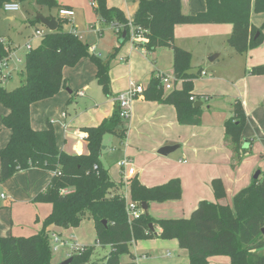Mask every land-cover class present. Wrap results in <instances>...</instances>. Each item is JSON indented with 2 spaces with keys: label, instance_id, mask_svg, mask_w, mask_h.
<instances>
[{
  "label": "trees",
  "instance_id": "16d2710c",
  "mask_svg": "<svg viewBox=\"0 0 264 264\" xmlns=\"http://www.w3.org/2000/svg\"><path fill=\"white\" fill-rule=\"evenodd\" d=\"M33 2L48 8L66 7L58 0H0V8L7 2ZM205 11L188 13L184 0H139L132 23L135 31L141 32L144 40L135 41L134 46L147 52L160 47L173 50L174 76L183 80V88L165 91L161 78L153 73L147 84L144 97L147 100L174 105L178 121L182 125H199L202 122V107L191 100L194 79L203 70L192 68V53L175 44V29L180 24L233 25L228 43L239 54H246L264 42L262 27L254 26L253 10L264 14V0H206ZM95 10L105 23L121 27L120 34L127 31L126 40L131 39L129 19L117 7H109L107 0H95ZM59 27L41 37V43L29 50L25 65L20 70L21 84L8 89L0 75V103L9 113L3 117V125L12 131L8 144L0 148L1 181L12 178L17 172L30 168H41L54 172L44 192L36 201L53 205L52 212L44 219L38 233L25 237L13 235L0 237V264H54L52 262L51 225L78 227L86 218L94 220L97 243L86 246L83 252H74L70 264H121L120 255L130 252L133 241L156 237L151 228L158 225L163 239H177L179 246L188 251L190 264H209V258L225 255L231 264H264V174L253 179L250 186L234 197V210L230 205L202 200L189 218L156 219L145 212L139 219L129 221L124 197V182H116L109 170L102 165L103 138L107 133L126 137V125L120 117V108L115 104L111 117L98 126H86L88 153L69 154L57 147L55 128L52 123L42 130L31 124V105L56 96L66 81L65 67H74L84 57L96 65V80L104 92L111 96L110 71L117 50L103 59L90 52L86 44L71 31L63 27L66 18L56 16ZM39 22L36 18L32 23ZM123 44V43H121ZM12 47L0 39V60L9 56ZM251 74H264V65L251 68ZM196 99L202 100L196 96ZM203 97V96H202ZM246 113L241 101L236 100L231 117L225 122V140L235 152L237 162L242 160V128ZM97 166V167H95ZM215 196H225L221 179L212 182ZM134 200L150 203L178 199L182 195L179 178L148 187L138 177L129 179ZM104 220L107 222L104 223ZM111 247L104 259L95 258L100 249ZM95 258V259H94ZM133 264V263H132Z\"/></svg>",
  "mask_w": 264,
  "mask_h": 264
},
{
  "label": "crops",
  "instance_id": "0c3cea01",
  "mask_svg": "<svg viewBox=\"0 0 264 264\" xmlns=\"http://www.w3.org/2000/svg\"><path fill=\"white\" fill-rule=\"evenodd\" d=\"M58 2L65 5L64 8L75 12L73 16L64 17L67 20L70 21V18L77 16V10L82 9L86 11L83 14L85 18L87 17L86 25H93L95 30L101 24L95 22L98 17L91 10L88 0H58ZM94 2L95 0L92 1L91 5L95 9ZM30 3L33 4V2ZM107 4L109 7L120 8L125 16L132 21L139 6V0H107ZM184 8L188 13L196 14L206 10L207 2L206 0H184ZM10 19H14V17H10ZM251 20L254 26L259 27L258 25L264 22V14L253 10ZM114 29L116 30L115 27ZM37 30L40 29L37 28ZM73 30L84 40V36L81 33V35L79 34L80 31L76 25H73L71 32ZM120 30H116L119 34V43ZM100 31L103 33L104 30L101 29ZM232 31L233 25L229 23L180 24L175 29V44L189 51V48L194 47V49H197L199 43L196 44L195 42L205 37L206 34L214 33L212 36H220L222 39L224 36H230ZM0 39L3 38L0 37ZM7 43L12 47L11 54L14 55L18 51V47H15L12 41ZM163 48L170 49L172 58L174 57L173 50L169 47H160L155 51L147 52L132 43L129 54L119 56L118 60L120 62L112 66L110 77L113 95L108 96L105 102L104 100L100 101L101 104L97 101L100 99V95L99 93L96 95V92L101 90L102 86L96 80L97 67L89 57L82 58L74 67H65L63 73L66 86L56 96L31 105V124L33 128L42 130L47 127L49 122L52 123L55 128L58 149L69 154H76L75 149H71V147L73 145L79 147L81 139L84 141V147L87 146V134L83 128L98 126L104 119L111 117L115 109V97L125 91L131 81L142 83L146 87L153 73L174 75V69L162 71L156 64V59H154V64L149 62L147 55L154 54L156 51L158 53ZM213 48L206 49L205 54L210 56L211 52L216 50L215 47ZM161 53L162 51L158 54L161 55ZM245 55L248 57L247 63L250 70L254 66L264 65V42L249 50ZM220 56L219 53L218 57L212 62ZM121 58H126V60H121ZM22 68L23 65H21L18 73ZM192 68L196 69L194 65H192ZM201 70L205 71L206 74L202 75L200 73L193 81V94L208 98L197 100L203 102L201 124H180L174 105L147 100L145 97L136 99L132 103L131 118L126 125L129 130L126 133V140L122 142L123 148H119L121 151L123 149L122 156L115 162L119 176L114 175L111 169L107 168L116 182H124V175L118 165V162L124 157L131 158L134 167L135 161L137 162L136 158L145 152H149L150 157L155 162L163 161L160 165L163 168H156L157 171L147 162L148 159L142 161L141 167H139L141 170L138 171L135 168L136 174L127 177L128 179L138 177L141 183L148 187L166 183L173 178L181 180L182 195L180 198L148 203L146 212L156 219L189 218L202 200L230 205L233 208L234 197L242 189L252 184L257 168L264 174V92L261 93L263 95L257 97L258 92L255 93L256 90L253 89V86H259L261 91H264V74H251L250 77L235 81L233 83L234 87L230 84L231 82L227 83V81L221 79H211L210 82L204 81L201 83L203 80L199 79V76L203 78L208 75L205 69ZM68 86L73 89L71 90ZM238 86L242 87V92L237 97L244 100L245 109L247 107V113L249 114V126L246 132L244 131L247 139L244 138L243 145L252 149V154L248 155L250 149L247 150L240 162H237L234 150L229 142L225 140V122L233 114V104L230 96L233 89ZM74 88L77 89V95L83 97L92 105L86 111L80 114L77 113L75 117L72 116L68 122V107L75 100L73 95H76ZM178 88H183V80L179 81ZM81 92H84V94H80ZM1 105L0 103V148H3L10 141L12 131L3 125V117L9 113V110ZM118 137L120 138V136ZM251 137H258L259 142L255 141V144ZM124 139L121 138V141ZM167 145H179V147L167 156L159 154V150ZM105 149H108V146L102 148V150ZM179 149H183V156H187V159L180 158L178 160L180 166L174 165L168 159H166L165 164L164 158L161 157H169ZM81 152L88 153V147L87 150ZM103 155L104 152H102L101 158ZM147 166L150 167V170L147 169ZM153 167H156V165H153ZM53 175L54 172L49 170L30 168L17 172L12 178L4 182L0 179V237L10 235L29 237L42 230L44 219L52 212L53 205L48 202L36 201L35 197L47 189ZM217 178L222 180L225 188V196L221 199H217L215 196L212 185L213 180ZM2 194L5 197H2ZM83 225L84 222L78 227H74L71 230V237L66 240L64 239L65 231L61 229L62 227L51 225L48 228L51 232V238L55 235L59 237L63 245L67 246L68 258L71 254L72 244L86 245L85 236L87 239H95L97 243L95 223L93 222V228L89 230V233L85 232L88 225ZM153 227L157 234L156 237L137 240L132 243L131 256L133 257L129 264H190L188 251L179 246L178 240L161 238L159 234L162 229L158 225ZM64 230L67 231L68 229ZM110 248L106 247V249L111 250ZM160 250L162 252L159 254ZM172 251L175 252L174 255ZM209 264H231V258L225 255L213 256L209 258Z\"/></svg>",
  "mask_w": 264,
  "mask_h": 264
},
{
  "label": "rangeland",
  "instance_id": "374dc122",
  "mask_svg": "<svg viewBox=\"0 0 264 264\" xmlns=\"http://www.w3.org/2000/svg\"><path fill=\"white\" fill-rule=\"evenodd\" d=\"M92 1L94 0H88L91 6V10L98 17V19H96L95 22H99L98 24L101 23L100 24L101 27L99 25L94 30L93 25H89V24L86 25L87 17L85 18L83 15L86 13V11H83L82 9L77 10V16H75L74 18H70V21L67 20L66 22H64L63 27L65 30L71 31V29H73V25H76V27L80 31L79 34L81 33L84 36L83 42L91 45L90 52L92 54L98 55L99 57L103 59H108L110 57V54L113 53L115 50H117V55L112 60V66H113L117 62H120L118 60L119 56H127L129 54V51L132 46V40L130 39V40H127L125 43L120 44L119 34L116 31L117 29L115 30L112 24L105 23L103 21L100 14H98L96 10L94 9V7H92L91 5ZM37 14H42L44 16H57L58 9L48 8L46 6H39L36 3L31 4L29 2L21 3L20 10L16 12H6L3 8H0V37L3 38V40L5 39L6 42L12 41L15 47H18L17 48L18 51H16L17 54L16 53H14V55L11 54L12 58L10 59V67H9L11 76L8 77L9 79L7 81V84H5V86L8 89H14L21 84L22 77H21V74L18 73V70L21 68V65H23L24 67V64H23L24 57L28 49L27 43H30L32 46H37L41 43V36L36 34L37 28L45 33L50 31L45 25H43L40 22H36L34 24L31 23V21L37 16ZM10 17H14V19H10ZM262 25L263 23H261L258 26L262 27ZM101 29L104 30L103 33L102 31H100ZM263 32H264V29H263ZM213 34L214 33L206 34L205 37H202V39H200L199 41H196L195 42L196 44L197 42L199 43V47L197 49H194V47L191 49L189 48V51L192 53V65L196 67V69L194 68V70L200 71L201 69H205L208 72V75L203 78L199 76V79L203 80L201 83H203L204 81L210 82L211 79H221L223 81H227V83L231 82L230 84L233 85L235 81L237 82V81L243 80V78L245 77H250L251 70L247 63L248 57L245 54H239L236 52L235 48L232 47L228 43L229 36H224L221 39L220 36H212ZM120 37H121V34H120ZM213 47H215L216 50H213L210 56L219 54V53L221 54V56L217 60L212 62L209 60L210 56H207V54L205 53H206V49H211ZM161 51H162L161 55L158 54ZM158 53L156 51L154 54L147 55L149 62L154 64L155 63L154 59H156V64H158V67H160L162 71L173 70L174 66H173L172 51L170 49L163 48L159 50ZM18 57L22 59L21 64L20 62L17 61ZM64 78H65V75H64ZM239 86L233 89V93H231L230 98L232 99L233 110H234V103L236 100L241 101V103L243 104V107L246 113V120L242 128L241 136H242V140H244V138H246L244 135V131L246 132L247 127L249 126L248 124L249 114L247 113L248 111L247 107L245 109L244 100H242L241 97L240 98L237 97L242 92V87H239ZM68 87L71 90L73 89L71 86H68ZM74 89H75L74 93L76 94L77 89L76 88ZM253 89L256 90L255 93L258 92L257 97L263 95L261 93H263L264 91H261V88L259 86L257 87L253 86ZM165 91H169V90H165ZM98 93L100 95V99L97 100L99 104H101L100 101L104 100L105 102L108 99V95L104 92L103 88H101V90L96 92V95H98ZM73 96L75 100L68 107L69 108L68 122L72 116L75 117L77 113L80 114L81 112L86 111L92 105L91 103L83 99V97H80L77 94ZM215 102L216 101L214 100V103ZM128 122L129 121H123V125H127ZM128 131L129 130H126V133ZM251 138H253L252 141H254V143L255 141L259 142L258 137L257 138L251 137ZM125 140L126 138L123 141H121V137L119 138L117 135L112 134V133L105 134L103 138V141H104L103 145L108 146V149L103 150L104 155L101 158L102 163L104 167L111 169L113 174L117 176H119V174H118V169L115 166V162L118 158L122 156L123 149L121 151L119 148H123L122 142H124ZM71 149H75L76 154H84L81 151L87 150V146L84 147V141L81 139L80 146L77 147V145H73ZM249 149L250 147L246 148L243 145L242 150H240L241 155L244 156L247 153V150ZM247 154L251 155L252 149H250ZM161 158H164L165 164H166V159H168L174 165L180 166L178 160L180 158L187 159V156H183V149H179L175 153L170 155L169 157H161ZM136 159H137V162L135 161V168H137L138 171L141 170V168L139 169V167H141V162L147 159H148L147 162L151 165L152 168L155 169V171H157L158 169L156 168H159L160 165L163 163V161L155 162L153 158L150 157L149 152L143 153L142 155H140V157H137ZM153 165H156V167H153ZM160 168H163V167H160ZM147 169L150 170V167L147 166ZM257 171H258V168L255 171V173ZM233 210H234V207H233ZM83 222H84V225L85 224L88 225V227L85 229V232L89 233V230H92L93 228L94 220L91 218H86L82 221V224ZM73 228L74 227H68V228L62 227L61 228L63 229V231H65L64 232L65 240L71 237L70 234ZM64 229H68V230L66 231ZM85 241H86L85 243L87 246H93L96 244L95 239L93 240H91V238L87 239L86 236H85ZM59 245H61V247L57 250L55 248L54 241L53 240L51 241L52 262L54 264H60L61 262H63L65 259L68 258L67 246L63 245L62 243ZM132 251H133V246L131 245L129 253L125 252L120 255L121 264L130 263L133 257L131 256ZM110 252L111 250L109 249H100L95 254V258L104 259L106 256L110 254ZM161 252L162 251L160 250L159 254ZM172 253L174 255L175 252L172 251Z\"/></svg>",
  "mask_w": 264,
  "mask_h": 264
},
{
  "label": "built area",
  "instance_id": "2783aa9c",
  "mask_svg": "<svg viewBox=\"0 0 264 264\" xmlns=\"http://www.w3.org/2000/svg\"><path fill=\"white\" fill-rule=\"evenodd\" d=\"M95 5V3H94ZM21 8V3L20 2H7L4 4L3 9L5 11H9V12H16L19 11ZM75 14V12L71 9L68 8H60L58 10V16L64 18V17H70L73 16ZM118 31L120 30L121 27H119L118 25H116L114 22L111 23ZM129 26L131 28V40L132 43L134 45L135 41H142L144 40V36H142L141 32H136L135 31V27L132 23V21L129 20ZM72 33H74L76 36H78L80 39L81 37L76 33V31H72ZM36 34L39 36H43L45 34V32L41 31V30H36ZM27 48L28 51L31 50L33 48V46L28 43L27 44ZM12 58L11 56V52L9 53V56L3 58L0 60V75L2 77V80L4 81V83L7 81V78L11 76V72L9 71V67H10V59ZM121 60H126V58H121ZM18 62H21V59H17ZM202 75H205L206 72L202 71L201 72ZM161 78V81L163 83L164 89L165 90H174L176 88H178V83L179 81H182V79H176L174 75H170L167 73H160L158 74ZM145 86L142 83H138L136 81H131L129 84V87L119 93L116 97H115V102L116 104H118L119 108H120V117L124 120V121H129L131 118V107H132V103L139 98H144V91H145ZM80 94H84V92H81ZM202 100H206L207 97H201ZM191 100L193 101H197L198 99H196V97L193 95L191 96ZM119 167L122 170V173L124 175V197L126 200V212L128 214V218L129 221L132 222L136 219H139L144 213L145 210L143 209V206L141 204L140 201L134 200L131 196V192H130V187H129V179L127 178L128 176L134 175L136 174V170L135 167L133 166V162L131 160V158L129 157H124L123 159H121L118 162ZM97 167V166H95ZM2 197H5L4 194H2ZM52 240L55 243V248L58 250L60 248V239L57 236H53ZM134 242V241H133ZM132 242V243H133ZM87 245H80L77 243L72 244L70 250H71V254L74 252H83L85 250V247ZM70 254V256H71ZM135 264V263H133Z\"/></svg>",
  "mask_w": 264,
  "mask_h": 264
},
{
  "label": "water",
  "instance_id": "95a60500",
  "mask_svg": "<svg viewBox=\"0 0 264 264\" xmlns=\"http://www.w3.org/2000/svg\"><path fill=\"white\" fill-rule=\"evenodd\" d=\"M36 19L42 23L43 25H45L50 31H55L56 29H58L59 27V21L57 20L56 16H44L42 14H37ZM127 37V31L125 30L122 34V37L120 38V43H124ZM216 57H218V54L212 56L210 58V60H214ZM195 106L196 107H202L203 106V102L202 101H197L195 102ZM179 147V145H167V146H163L160 150H159V154L167 156L169 155L171 152L175 151L177 148ZM103 148H105V146H103ZM261 174V170H258L255 174H254V178L257 179L259 178ZM143 206V209L145 210V212L148 210V204L147 202H142L141 203ZM107 221L104 220V223H106ZM151 228L152 230H154L153 225L151 224ZM73 261L72 257L67 258L66 260H64L63 262H61L60 264H70Z\"/></svg>",
  "mask_w": 264,
  "mask_h": 264
}]
</instances>
